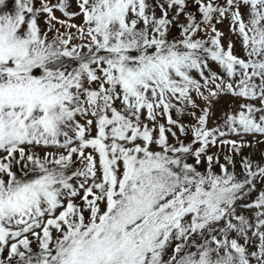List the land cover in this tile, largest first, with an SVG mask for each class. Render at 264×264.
Returning <instances> with one entry per match:
<instances>
[{"label":"snow or ice","instance_id":"6c2138e0","mask_svg":"<svg viewBox=\"0 0 264 264\" xmlns=\"http://www.w3.org/2000/svg\"><path fill=\"white\" fill-rule=\"evenodd\" d=\"M0 264H264V0H0Z\"/></svg>","mask_w":264,"mask_h":264}]
</instances>
